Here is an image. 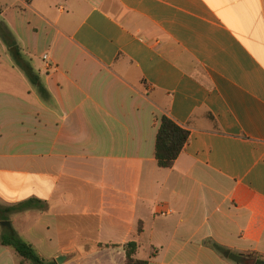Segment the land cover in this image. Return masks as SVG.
<instances>
[{
  "label": "crops",
  "instance_id": "1",
  "mask_svg": "<svg viewBox=\"0 0 264 264\" xmlns=\"http://www.w3.org/2000/svg\"><path fill=\"white\" fill-rule=\"evenodd\" d=\"M0 20L39 77L0 38V207L35 200L8 222L42 258L264 260V0H0ZM163 117L190 132L170 169ZM0 264H21L1 241Z\"/></svg>",
  "mask_w": 264,
  "mask_h": 264
},
{
  "label": "trees",
  "instance_id": "2",
  "mask_svg": "<svg viewBox=\"0 0 264 264\" xmlns=\"http://www.w3.org/2000/svg\"><path fill=\"white\" fill-rule=\"evenodd\" d=\"M0 38L3 40L12 56L15 64L26 74L33 85L38 86L39 77L29 62L24 59L22 50L17 43L14 35L8 26L0 20ZM190 140V132L168 117H163L160 121V127L156 138L155 156L158 165L161 168L170 169L174 166L176 160L186 147ZM35 200L24 202L9 208L0 207V224L9 221L11 214L23 212L33 206ZM0 241L2 245L11 247L15 250L21 260V264H56L55 261L48 263L34 249V247L24 241L13 228L1 226ZM139 246L136 242H130L126 245V264H147V261H141L135 258ZM239 264H247L255 259V264H263L264 260L258 258L255 254L231 256Z\"/></svg>",
  "mask_w": 264,
  "mask_h": 264
},
{
  "label": "water",
  "instance_id": "3",
  "mask_svg": "<svg viewBox=\"0 0 264 264\" xmlns=\"http://www.w3.org/2000/svg\"><path fill=\"white\" fill-rule=\"evenodd\" d=\"M1 226H2V227H7V228H11V227H12V226H11V223L8 222V221H4V222H2V223H1ZM63 259H64V258H59V259H57V262H58V263H62ZM255 262H256V260L253 259V260H250L247 264H255ZM263 264H264V263H263Z\"/></svg>",
  "mask_w": 264,
  "mask_h": 264
},
{
  "label": "built area",
  "instance_id": "4",
  "mask_svg": "<svg viewBox=\"0 0 264 264\" xmlns=\"http://www.w3.org/2000/svg\"><path fill=\"white\" fill-rule=\"evenodd\" d=\"M45 59H47V56H45Z\"/></svg>",
  "mask_w": 264,
  "mask_h": 264
},
{
  "label": "rangeland",
  "instance_id": "5",
  "mask_svg": "<svg viewBox=\"0 0 264 264\" xmlns=\"http://www.w3.org/2000/svg\"><path fill=\"white\" fill-rule=\"evenodd\" d=\"M0 228H1V226H0Z\"/></svg>",
  "mask_w": 264,
  "mask_h": 264
}]
</instances>
